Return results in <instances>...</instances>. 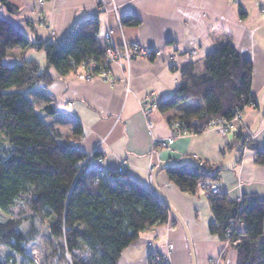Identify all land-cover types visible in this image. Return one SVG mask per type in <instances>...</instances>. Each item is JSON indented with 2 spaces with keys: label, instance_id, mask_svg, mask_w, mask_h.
<instances>
[{
  "label": "crops",
  "instance_id": "crops-1",
  "mask_svg": "<svg viewBox=\"0 0 264 264\" xmlns=\"http://www.w3.org/2000/svg\"><path fill=\"white\" fill-rule=\"evenodd\" d=\"M5 1L15 6V11H9L0 0V17L31 41L57 43L74 24L96 14L101 36L110 29L114 44L145 48L147 55L132 58L127 67L110 64L112 83L100 78L84 81L74 73L58 76L50 69L55 80L48 87L32 88L30 97L42 120L63 135L72 134L76 123L81 126L76 144L82 152L98 149L109 172L127 161V175L148 189L152 187L151 170L159 162L189 156L218 167L226 150L240 138V131L220 136L209 130L175 137L168 149L153 148L151 137L173 135L168 118L194 108L183 104L162 113L156 107L180 86L184 67L201 73L205 55L229 43L252 62V93L256 95L264 86V0H47L41 8L35 0ZM127 14L137 16L140 24L121 26L119 19ZM9 56L16 62L35 59L45 63V55L35 47L17 49ZM261 101L264 106V92ZM49 104L55 109L53 114L42 110ZM245 109H249L247 117L252 124L257 111L252 106ZM147 120L152 122L151 134ZM260 126L252 141L262 148L264 124ZM241 155L239 165L220 172L217 187L230 199L238 195L263 198L264 165L255 163L254 151L246 145ZM155 181L187 225L195 263L237 264L236 250L224 247L221 239L208 231L213 215L204 196L181 192L165 170ZM158 253L168 255L169 264H191L184 231L172 214L165 224L140 233L139 239L123 250L117 264H148L149 255Z\"/></svg>",
  "mask_w": 264,
  "mask_h": 264
},
{
  "label": "trees",
  "instance_id": "trees-1",
  "mask_svg": "<svg viewBox=\"0 0 264 264\" xmlns=\"http://www.w3.org/2000/svg\"><path fill=\"white\" fill-rule=\"evenodd\" d=\"M1 5L15 11L5 0ZM119 22L138 26L141 20L127 14ZM107 46L96 14L74 24L57 43L31 41L0 17V210L8 214L0 221V244L19 254L36 238L34 231L28 236L20 230L22 223L32 227L39 218L56 241L51 264H117L140 233L169 219L171 213L155 191L126 172L103 174L87 167L88 154L76 144L81 126L76 123L72 134L63 135L42 120L30 97L32 88L48 87L55 80L50 69L58 76L84 71L97 75ZM28 47L44 52L43 65L35 59L10 65L3 62L13 51ZM81 62L84 70L79 68ZM252 77L251 60L227 43L205 55L201 73L184 67L180 86L156 107L165 113L188 100L196 102L193 109L168 118V122L177 118L182 129L200 134L213 118L229 119L246 106L257 110ZM42 110L55 112L50 104ZM246 146L254 151L255 163L264 165V146L259 148L252 140ZM94 154L101 156L98 149ZM198 162L199 167L183 165L165 172L181 192L195 194L199 181L214 183L220 175L217 167ZM206 200L213 215L209 233L223 241L240 239L237 264H264V197L242 195L238 201L221 193ZM234 223L240 225L233 229ZM0 264L8 263L0 259ZM148 264L169 263L158 253L149 255Z\"/></svg>",
  "mask_w": 264,
  "mask_h": 264
},
{
  "label": "built area",
  "instance_id": "built-area-1",
  "mask_svg": "<svg viewBox=\"0 0 264 264\" xmlns=\"http://www.w3.org/2000/svg\"><path fill=\"white\" fill-rule=\"evenodd\" d=\"M47 0H36V3L38 6L42 7L46 3ZM115 10V7H114ZM261 11L264 13V9L262 8ZM104 40L107 42V48L104 52V59L103 62H101L98 65H101V69L96 75L97 77H100L103 80L109 79V66L111 63L116 62L118 65H121L123 67H127L134 57H140L144 56L147 51L145 48L139 46L138 44H131L126 45L122 44V46H118L112 42V31L110 29H107L103 35ZM191 54H195V51H191ZM84 62H81L80 69H84ZM94 66V63L93 65ZM78 77H82L84 79H92L94 75L88 72H82L78 74ZM242 112L243 110L236 111L232 117L229 119L223 118V117H216L213 118L203 129V131L212 130L216 132L218 135L225 136L231 131L239 130L242 132H248L250 126L242 120ZM148 132L151 134V127L152 122L149 120L148 124ZM172 130L173 135L171 137L165 138V139H152L153 148L154 147H160L162 149H168L169 146L173 143L175 137L183 136V135H192V132H188L181 128V122L177 118L173 119L172 122ZM254 139V135H251L248 141H251ZM84 164L87 165L89 168H94L100 173H107L109 172L107 167L103 163V158L101 156H96L94 152L89 153L87 157L84 160ZM126 165L127 161H122V163L119 165V167L114 172H126ZM195 193H200L207 197H215L221 194L219 188L216 184L209 183L207 181H199L196 185V191ZM238 201L241 200V197L237 198ZM234 243H240V239H236ZM166 259V258H165Z\"/></svg>",
  "mask_w": 264,
  "mask_h": 264
},
{
  "label": "rangeland",
  "instance_id": "rangeland-1",
  "mask_svg": "<svg viewBox=\"0 0 264 264\" xmlns=\"http://www.w3.org/2000/svg\"><path fill=\"white\" fill-rule=\"evenodd\" d=\"M36 5L38 8H41L40 6H38L37 3H36ZM103 40H104V37H103ZM51 42H55L54 37L51 38ZM104 42L107 43L105 40H104ZM41 53L44 55V52L42 50H41ZM3 62L10 65V64H14L16 62V60L13 59L12 56L7 55L3 59ZM41 65H43V64H41ZM81 70H84V69H81ZM79 73H82V72H78L77 74L75 73L77 77H78ZM78 78L82 79L84 81H90L94 78H100V77H97L96 75H94V77L92 79H89V80L84 79L82 77H78ZM104 81H108V80H104ZM108 82L112 83L113 80L110 79V81H108ZM183 104H184L183 107L188 106V105H190L192 107L196 106V102H194L192 100H188V101H186V103L183 102L179 105H183ZM244 109L245 108H243V112H242V118H243L242 120L244 121V123H246L250 126L251 121L247 117V114L249 113V109H245V110ZM145 112H147V111H145ZM256 114H257V112H256ZM148 121L149 120L146 121V125L148 124ZM172 122H173V120L171 121V123H169L171 129H172ZM261 122L262 123H260V125H263L264 119H262ZM147 129H148V127H147ZM258 130H259V128L257 129V131ZM236 131H239V130H236ZM257 131L254 134H251V135H254V138L257 134ZM240 132H242V131H240ZM153 138H155V137H151V140ZM249 138H247L245 140V145H247V143L250 142V141H248ZM213 184H217V182H214ZM238 197H242V195H238L234 199L237 200ZM204 199H206L205 196H204ZM22 202L23 201H20V204H22ZM7 218H8V214L5 213L4 211L0 210V221H4ZM239 225H240L239 223H236L235 225H233L234 226L233 229H236ZM20 230L28 236H29L30 232L34 231L33 233H35L36 238L34 240H30L28 242L27 250L24 254H19L16 251L10 249V247L0 244V259L7 262L8 264H51L50 257L53 254V250H55V248H56V241L51 237V235L48 231V228H47V224L45 222H43L41 219L35 218L33 220L32 227L30 226L29 222H23L21 227H20ZM221 241L224 243V247H228V248L236 250L237 243H234L235 240H233L232 242H230L229 240H224V241L221 240ZM164 258H166V261L169 263V256L164 255ZM68 260L70 261V258H68Z\"/></svg>",
  "mask_w": 264,
  "mask_h": 264
},
{
  "label": "water",
  "instance_id": "water-1",
  "mask_svg": "<svg viewBox=\"0 0 264 264\" xmlns=\"http://www.w3.org/2000/svg\"><path fill=\"white\" fill-rule=\"evenodd\" d=\"M264 92V86L261 88V90L255 95V105L257 107V114L250 125L249 131L248 132H239L238 135L240 138L237 140L236 145L230 148V151L227 149L225 152V156L221 162V164L217 167V171L219 172H226L232 170L237 164L241 162L242 155L241 151L243 150V147L245 145V140L250 137L251 134H254L257 129L260 126V123L264 117V106L261 101V95ZM192 166V167H199L200 164L199 162L194 158V157H184L183 159L176 161L174 159H168L165 161L159 162L152 170H151V189L155 191V193L158 195V197L161 199L163 204L169 209L170 213L174 217V219L181 225L186 240H187V245L189 249V255H190V263L191 264H196L195 263V255H194V249H193V244L191 240V236L189 233V230L187 228V225L181 215L176 211V209L169 203V201L165 198L161 190L156 184L155 178L157 174L161 171H164L168 168H174V167H179V166Z\"/></svg>",
  "mask_w": 264,
  "mask_h": 264
}]
</instances>
